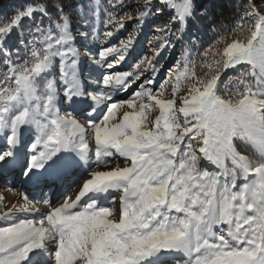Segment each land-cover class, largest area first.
Segmentation results:
<instances>
[{"label":"snow or ice","instance_id":"1","mask_svg":"<svg viewBox=\"0 0 264 264\" xmlns=\"http://www.w3.org/2000/svg\"><path fill=\"white\" fill-rule=\"evenodd\" d=\"M160 3L150 55L152 0L0 23V183L19 188L0 196V264H264V0L211 41L212 13Z\"/></svg>","mask_w":264,"mask_h":264},{"label":"trees","instance_id":"2","mask_svg":"<svg viewBox=\"0 0 264 264\" xmlns=\"http://www.w3.org/2000/svg\"><path fill=\"white\" fill-rule=\"evenodd\" d=\"M41 2H46V0H0V23L5 22L8 18H10V14L13 11L20 10L24 7H26L29 4L38 5ZM73 3H85L86 8L84 10H87V7H99L100 15H101V21L103 19H106V15L103 12V9L105 7H110L108 4V0H93V3L91 5H87V0H72ZM147 0H127V3L129 5L128 11L131 15L135 16L137 15V12L134 11V9L137 8V6H143ZM152 2L157 6L163 9L162 15L159 17L150 20L148 24H146L143 28V33L140 36V45L137 49L139 53H145L149 54L148 52V39L154 34L152 25L153 24H160L162 22H165L169 19L170 16L174 14V10H170L169 7L165 4H161L160 0H152ZM177 3L180 2V0H176ZM193 3L200 9L201 12L207 10L208 12L212 13L211 16L202 18L203 24L200 25L201 27V37L200 39L211 41L215 37V32L211 30L208 26L212 22H216V31H221L224 26L232 27L231 22L238 18L240 12H241V5L243 3V0H193ZM80 11V9H75L72 12L69 13V15L72 16L73 21L77 19V12ZM199 15V13H198ZM127 23V31H120L111 38L109 41L110 43L119 44V40L121 38H126L128 33L132 31L133 26H135L136 21H128ZM99 32L101 34V39H103L102 33L104 31L103 23L98 24ZM107 46V45H104ZM179 55V45L177 46L176 50H173L171 54L167 56L165 60L162 61V63L167 65L169 63H174L175 58ZM168 62V64H167ZM59 72V69L57 68V74Z\"/></svg>","mask_w":264,"mask_h":264},{"label":"rangeland","instance_id":"3","mask_svg":"<svg viewBox=\"0 0 264 264\" xmlns=\"http://www.w3.org/2000/svg\"><path fill=\"white\" fill-rule=\"evenodd\" d=\"M172 63H169V64H172ZM167 64H168V62H167ZM132 87H135V85H133ZM130 90L131 89H129V91ZM169 91H170V89H169ZM121 95L126 96L127 93H122ZM9 193L11 194V196L9 195ZM18 195H19V188H17V190L15 192L10 191L8 188H6V186L3 183H0V196H3V197L6 196L7 197L5 199L7 206H10L12 203H15L18 199ZM39 207H41V210H45L42 206H39ZM3 210H4L3 206H0V211H3Z\"/></svg>","mask_w":264,"mask_h":264},{"label":"bare ground","instance_id":"4","mask_svg":"<svg viewBox=\"0 0 264 264\" xmlns=\"http://www.w3.org/2000/svg\"><path fill=\"white\" fill-rule=\"evenodd\" d=\"M9 195L11 196V194L9 193ZM7 197L6 196H4V199H6Z\"/></svg>","mask_w":264,"mask_h":264}]
</instances>
